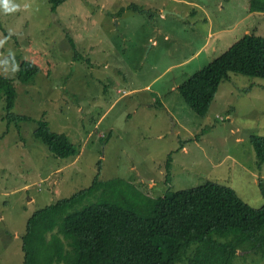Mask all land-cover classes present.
I'll return each mask as SVG.
<instances>
[{"label": "rangeland", "instance_id": "1", "mask_svg": "<svg viewBox=\"0 0 264 264\" xmlns=\"http://www.w3.org/2000/svg\"><path fill=\"white\" fill-rule=\"evenodd\" d=\"M250 1L67 0L55 13L49 0H14L19 11L0 10V76L16 80L11 57L41 69L15 81L13 113L29 121H9L0 96V264H24L31 215L98 174L121 179L110 199L138 213L169 188L208 181L262 207L264 164L250 138L264 137V79L230 73L205 117L175 88L251 30L264 36ZM41 121L78 146L77 159L54 158L34 135ZM233 264H264V253Z\"/></svg>", "mask_w": 264, "mask_h": 264}, {"label": "trees", "instance_id": "2", "mask_svg": "<svg viewBox=\"0 0 264 264\" xmlns=\"http://www.w3.org/2000/svg\"><path fill=\"white\" fill-rule=\"evenodd\" d=\"M66 1L49 0L51 11L56 13ZM127 7L147 11L133 3ZM249 11L264 13V2L251 0ZM18 59L10 58L19 66L16 80L31 82L40 67ZM230 73L264 79V36L246 33L177 90L198 116L205 117ZM16 80L0 76L6 118L29 121L13 113ZM34 135L54 158L79 156L78 146L65 134L52 132L48 122L41 121ZM250 142L264 164V137L251 136ZM171 162L169 158L167 176ZM123 184L121 179L101 182L98 174L88 187L34 212L23 236L24 264H233L238 257L264 253V204L251 206L231 186L208 181L187 189L169 188L151 199L146 212L138 213L123 205L119 195L110 199L113 186ZM99 189L102 194L97 195ZM261 189L264 198L262 183Z\"/></svg>", "mask_w": 264, "mask_h": 264}, {"label": "clouds", "instance_id": "3", "mask_svg": "<svg viewBox=\"0 0 264 264\" xmlns=\"http://www.w3.org/2000/svg\"><path fill=\"white\" fill-rule=\"evenodd\" d=\"M21 9V5L14 2V0H0V10L5 15L14 14Z\"/></svg>", "mask_w": 264, "mask_h": 264}, {"label": "crops", "instance_id": "4", "mask_svg": "<svg viewBox=\"0 0 264 264\" xmlns=\"http://www.w3.org/2000/svg\"><path fill=\"white\" fill-rule=\"evenodd\" d=\"M129 5H130V4H129ZM168 35H169V34H168ZM168 35H167V37H169ZM203 46H204V45H203ZM203 46H201L199 50H201V49L203 48ZM175 88H178V86L175 87Z\"/></svg>", "mask_w": 264, "mask_h": 264}, {"label": "water", "instance_id": "5", "mask_svg": "<svg viewBox=\"0 0 264 264\" xmlns=\"http://www.w3.org/2000/svg\"><path fill=\"white\" fill-rule=\"evenodd\" d=\"M250 33H251V34H252V33H255V31L251 30V32H250Z\"/></svg>", "mask_w": 264, "mask_h": 264}]
</instances>
